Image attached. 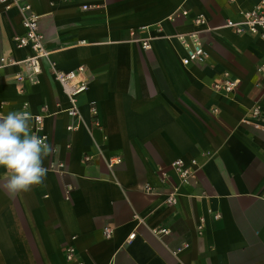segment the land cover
Returning <instances> with one entry per match:
<instances>
[{
	"label": "crops",
	"instance_id": "obj_1",
	"mask_svg": "<svg viewBox=\"0 0 264 264\" xmlns=\"http://www.w3.org/2000/svg\"><path fill=\"white\" fill-rule=\"evenodd\" d=\"M261 1L29 0L49 54L36 84L15 80L31 52L13 41L22 14L0 5V114L27 104L59 148L44 166L63 165L28 193L0 189V264H264V38L227 26ZM194 31L207 58L184 66ZM52 64L84 68L76 118ZM225 74L229 94L214 87Z\"/></svg>",
	"mask_w": 264,
	"mask_h": 264
},
{
	"label": "built area",
	"instance_id": "obj_2",
	"mask_svg": "<svg viewBox=\"0 0 264 264\" xmlns=\"http://www.w3.org/2000/svg\"><path fill=\"white\" fill-rule=\"evenodd\" d=\"M0 5L4 10H10L12 8H18L19 12L22 14V29L23 34L15 36L13 41L17 48H28L31 54L23 60V64L27 70L26 75H17L16 81L19 83L27 82L30 84H36L38 82V76L41 74V62L48 58V51L44 47L43 37L39 32L38 21L39 16L33 13L29 0H0ZM182 15H186V12H181ZM243 22L240 24H234L231 21H227V26L232 28L236 34L247 33L249 35L259 36L264 38V0L253 10L246 11L242 13ZM204 19L201 16L195 18V25H203ZM179 40L182 42L183 46L187 48V55L182 60V64L187 66L191 63L203 64L207 58L203 46L201 44L199 33L194 31L184 36H179ZM142 48L148 49L149 44L147 41L142 42ZM8 63L5 58H0V64ZM51 74L54 80L61 86L65 96L72 105V107L66 110V113L76 118L78 112L76 110L77 98L86 92L88 87V81L85 77L84 68L78 67L75 71L64 73L55 69L54 65L50 68ZM259 71L264 72V63H262ZM237 80H231L228 78L227 74L223 76L220 83L215 84V89L220 91L223 90L226 94L232 93L237 87ZM93 114L96 113L95 109H92ZM251 118L254 120L260 119V108L259 106H254L251 110ZM43 121V116H35L34 122L39 126ZM70 130L71 127H68ZM45 137V136H42ZM46 138V137H45ZM47 142V141H46ZM120 159H111L112 164L120 163ZM194 164V162H191ZM173 169L179 176L182 182H186L190 177V171L184 168L182 160H176L172 164ZM63 168L62 164L56 166L50 165L49 170L59 171ZM173 192L169 195L167 201L168 203L174 202V195L177 193V188L172 187ZM147 193H153V190L146 188ZM159 235H165L168 233L166 228H161L156 230ZM103 235L105 238H110L112 231L109 227L103 228ZM135 234H131L128 237V241L132 240ZM65 258L68 261H73L75 259V249L73 247L65 248ZM77 264H84L83 262H78Z\"/></svg>",
	"mask_w": 264,
	"mask_h": 264
},
{
	"label": "clouds",
	"instance_id": "obj_3",
	"mask_svg": "<svg viewBox=\"0 0 264 264\" xmlns=\"http://www.w3.org/2000/svg\"><path fill=\"white\" fill-rule=\"evenodd\" d=\"M27 108L25 104L21 110L0 114V168L5 169L0 189L10 197L44 186L48 172L44 161L59 150L33 131Z\"/></svg>",
	"mask_w": 264,
	"mask_h": 264
}]
</instances>
